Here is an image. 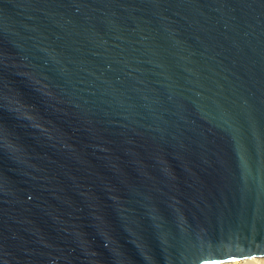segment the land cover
I'll return each mask as SVG.
<instances>
[{"label": "water", "instance_id": "obj_1", "mask_svg": "<svg viewBox=\"0 0 264 264\" xmlns=\"http://www.w3.org/2000/svg\"><path fill=\"white\" fill-rule=\"evenodd\" d=\"M264 255V0H0V264Z\"/></svg>", "mask_w": 264, "mask_h": 264}, {"label": "bare ground", "instance_id": "obj_2", "mask_svg": "<svg viewBox=\"0 0 264 264\" xmlns=\"http://www.w3.org/2000/svg\"><path fill=\"white\" fill-rule=\"evenodd\" d=\"M215 264H264V255H254L218 262Z\"/></svg>", "mask_w": 264, "mask_h": 264}]
</instances>
